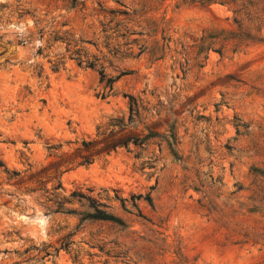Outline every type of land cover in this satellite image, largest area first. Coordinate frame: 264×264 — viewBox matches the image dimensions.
<instances>
[{"label":"rangeland","instance_id":"1","mask_svg":"<svg viewBox=\"0 0 264 264\" xmlns=\"http://www.w3.org/2000/svg\"><path fill=\"white\" fill-rule=\"evenodd\" d=\"M0 264H264V0H0Z\"/></svg>","mask_w":264,"mask_h":264},{"label":"trees","instance_id":"2","mask_svg":"<svg viewBox=\"0 0 264 264\" xmlns=\"http://www.w3.org/2000/svg\"><path fill=\"white\" fill-rule=\"evenodd\" d=\"M119 14H122V15H126V13H119ZM104 31V30H103ZM125 33H127L126 31H125ZM129 36L130 35H134V33H129L128 34ZM131 43H133V45L134 46H137V39H133L132 41H131ZM67 46H69V44H67ZM75 53H77L78 51H74ZM128 55L127 56H132L131 54H132V51H129V53H127ZM79 64H81V60L79 59L78 60V65ZM98 66V63H97V59H95V58H92V61L91 62H86V67H88V68H90V69H95L96 67ZM97 73H98V75H99V79H100V81H103V79H104V74H103V71H102V69H101V67L100 66H98V69H97ZM106 82H107V84H109V89H111V83L113 82V79H110V78H108L107 80H106ZM136 107H128V110H129V121H130V118H131V116H132V113H133V111H136V109H135ZM124 129V128H123ZM98 212V211H97ZM99 216V215H98ZM98 218H102V217H98Z\"/></svg>","mask_w":264,"mask_h":264}]
</instances>
